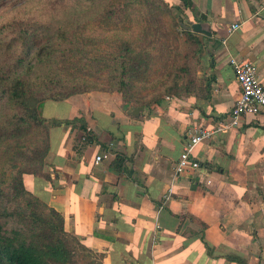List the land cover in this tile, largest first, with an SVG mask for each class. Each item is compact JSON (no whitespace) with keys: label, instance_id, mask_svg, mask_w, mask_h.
Wrapping results in <instances>:
<instances>
[{"label":"crops","instance_id":"0c3cea01","mask_svg":"<svg viewBox=\"0 0 264 264\" xmlns=\"http://www.w3.org/2000/svg\"><path fill=\"white\" fill-rule=\"evenodd\" d=\"M184 1L170 2L205 31L194 93L133 106L91 92L40 109L86 130L50 128L46 177L25 175V188L101 264H264V111L197 144L200 168L174 174L188 134L230 117V58L253 63L264 85V0Z\"/></svg>","mask_w":264,"mask_h":264},{"label":"trees","instance_id":"16d2710c","mask_svg":"<svg viewBox=\"0 0 264 264\" xmlns=\"http://www.w3.org/2000/svg\"><path fill=\"white\" fill-rule=\"evenodd\" d=\"M183 3L185 8H189L190 3ZM25 32L21 31L18 35L25 46L24 53L19 54L15 61L16 69L20 72L9 74L0 71V102L9 111L0 126V139H19L40 128L43 130V138L30 155L18 153V147H15L13 156H4L7 160L20 157L27 166L16 168L17 165L12 164L9 172L3 167L0 172V264H101L92 259L95 255L91 251L65 232L64 219L60 213L26 190L23 178L28 174L46 177L42 170L49 152L50 128L64 125L86 130L82 118L58 121L42 117V104L45 101H63L84 91L70 89L60 83L59 78H51L49 75L40 82L30 80L31 68L25 70L22 65L31 59L52 65L66 60L81 62L84 66L90 64L91 68H98L100 76L112 82L118 79L117 89L121 93L128 79L140 78V82L145 84L153 78L149 72L150 53L146 48L135 53L125 41H120L111 54L94 48L79 49L76 45L87 46L88 40L83 39L80 43L74 41L65 30H57L52 36L42 34L39 39L31 37L37 39L35 42L28 40L29 35ZM182 38L192 47L193 57L199 62L203 46L201 37L182 29ZM34 44L39 46V50L33 51ZM167 70V67L154 70V77L158 75L162 85L165 84L163 79L170 76ZM173 78L174 82L164 87L163 97L154 103L164 97H187L196 91V74L189 60L183 62ZM121 97L129 100L127 95Z\"/></svg>","mask_w":264,"mask_h":264},{"label":"rangeland","instance_id":"374dc122","mask_svg":"<svg viewBox=\"0 0 264 264\" xmlns=\"http://www.w3.org/2000/svg\"><path fill=\"white\" fill-rule=\"evenodd\" d=\"M162 1L164 3L159 0H0V71L9 74L20 72L15 61L19 54L24 53L25 46L18 35L25 30L28 40L34 42L42 34L52 36L57 30H65L74 41L88 40L87 46L76 45L79 49L94 48L109 54L115 51L120 41H125L135 53L142 48L148 49L151 57L149 72L153 78L145 84L140 82V78L128 79L121 93L117 89L118 79L112 82L100 76L98 68H91L90 64L84 66L81 62L66 60L52 65L31 59L22 66L25 70L31 68L30 80L36 82L49 75L59 78L60 83L70 89H82L84 92L81 94L127 95V102L133 106L152 104L163 97L164 87L174 82L173 75L178 73L184 61L189 60L196 79L200 65V61L193 57L192 47L182 38V29L193 32L191 26L195 23L182 5L173 4L171 0ZM33 36L37 39H32ZM37 50L39 46L34 44L33 51ZM166 67L170 76L163 79L165 84L162 85L161 78L158 75L154 77V70ZM1 104L0 126L9 112ZM41 138L43 130L40 128L19 139H0V172L2 167L9 172L12 164L17 165L16 168L27 166L20 157L7 160L4 156H13L15 147H18V153L30 155L32 149L41 144Z\"/></svg>","mask_w":264,"mask_h":264},{"label":"built area","instance_id":"2783aa9c","mask_svg":"<svg viewBox=\"0 0 264 264\" xmlns=\"http://www.w3.org/2000/svg\"><path fill=\"white\" fill-rule=\"evenodd\" d=\"M238 26V24L231 25L228 29V34L235 31ZM229 63L240 88L239 98L232 107L230 117L227 121H223L210 130L196 129L188 134V140L184 144L174 169L176 177L190 170L200 168L199 162L191 157L192 150L197 144L211 139L218 133H224L237 127L246 115L253 116L264 111V85L258 78L256 66L250 61H238L234 58H230ZM102 158L101 155H98L95 157V161L100 162Z\"/></svg>","mask_w":264,"mask_h":264},{"label":"water","instance_id":"95a60500","mask_svg":"<svg viewBox=\"0 0 264 264\" xmlns=\"http://www.w3.org/2000/svg\"><path fill=\"white\" fill-rule=\"evenodd\" d=\"M191 30L195 33H205V31L201 28L200 24L198 23L192 24Z\"/></svg>","mask_w":264,"mask_h":264}]
</instances>
